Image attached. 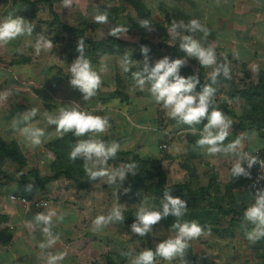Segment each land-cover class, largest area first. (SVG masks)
I'll use <instances>...</instances> for the list:
<instances>
[{"label":"rangeland","instance_id":"374dc122","mask_svg":"<svg viewBox=\"0 0 264 264\" xmlns=\"http://www.w3.org/2000/svg\"><path fill=\"white\" fill-rule=\"evenodd\" d=\"M86 1L87 5L83 11L78 7V4H71L66 9L67 11L56 8L57 15L64 24L78 28L83 32L84 38L92 41L111 38L112 36L109 33L116 27L128 28L127 33H121L122 37L116 38L123 43L117 48L119 51L117 57L112 55L101 56L96 58L94 63L95 58L91 56L89 59L83 53L84 50L81 53L77 49L75 51L70 48L72 39H74L73 36L66 38L65 35H61L58 37L53 31L47 32L45 25H39L40 23H35V21L33 22L35 27L34 42L37 36H44L46 39L52 40V48L41 51L37 56L31 54L28 57L27 55L30 52L27 49L28 47L26 51H17V54L14 52L17 50L16 42L11 41L4 50L0 47V139L5 143L15 140L25 158V166L21 169L17 164L13 163V165L9 161L4 162L6 173L14 172L18 175L20 173L24 175L31 169H37L40 175H52L50 164L53 158L46 146L57 137L62 138L70 134L73 135L72 133L58 132L54 125H49L47 122L45 113L56 115L61 107H78L80 111L108 119L110 127L104 133H90L83 137L73 135L76 138L75 142L89 137L102 139L105 142L115 140L120 144L118 151L136 152L143 160L160 159L166 157V155L172 158L168 155V152H161L158 147L163 143L170 144L174 138L178 137L179 139L180 136L184 135L185 125L170 118L162 105L155 102L149 91V84H145L142 89L137 86L133 73L141 70V66L137 65L136 62H142L144 59L141 52L142 47L149 50L147 56L150 62H154L171 55L168 49L158 46L166 45L169 48L176 46L178 53L175 59H184L186 61L184 66L189 67L198 79L205 82L210 78V73L215 65L208 68L202 67L194 57H188L179 47L184 35H193L203 46L208 47L211 45L214 48L217 65H227L229 67L230 79L235 82L239 89H242L246 84L255 86L258 83L259 71H262L260 66L264 65V58L260 59L258 57V53L261 52L258 42H243L239 37L234 39L235 37L232 34L227 37L226 32L231 28L227 26H204L209 31L206 38L201 32L191 34L184 32L182 29H178L175 33L169 31L172 21H179V9L183 7V4L172 1H142L143 3L146 2L144 4L154 16L153 25L161 24L164 29V31H160L151 25L150 30H145V35H143L133 28L131 23L130 19L135 17L131 5L125 3V9L122 10L118 8L122 4L121 0ZM0 3L1 17V12H3L6 5H8V9L12 8L13 0H2ZM55 5L59 6L60 4L55 3ZM113 10H116L118 14L115 15ZM105 13L108 16L107 23L95 22L94 17L96 15ZM46 18L47 14L43 10H40L36 15L37 20ZM191 19H195L193 12L192 16L187 18L185 24ZM142 36L158 48L153 50L145 45L139 46L145 41ZM245 38L253 40L248 36ZM26 40L27 37L24 38V41ZM32 41L33 39L30 38L28 43ZM49 51L52 54L50 56L48 55ZM13 54L22 55V58L27 57L33 65L26 68L18 67L14 72L11 71L12 73H5L4 70L9 57L10 60H20L18 56L15 57ZM81 54L91 62L92 69L101 77L100 87L88 101H84L83 94L69 84L70 73L68 67ZM68 55L69 58L66 59ZM125 56L132 60L128 65L129 70L127 72L123 70L121 63ZM102 67L106 68V71H101ZM6 70L8 69L6 68ZM219 83L220 79L217 78L213 84L220 87ZM5 93H7L6 96ZM215 98L218 102L225 101L223 93ZM238 103L242 104L243 102L238 101ZM232 106L237 110L236 104ZM33 109L36 111L35 116L29 120H24L22 118L23 114L31 112ZM241 113V110H237L235 118ZM229 120L232 127L236 129L238 120ZM25 127L39 128L44 131L40 145L34 146L25 140L20 131ZM180 149L182 150V148H178L179 152ZM186 156L181 158V161H186ZM105 167L112 171L123 169L124 165L112 163ZM186 178V176L180 178L176 176L175 184L183 182ZM83 181L82 178V183ZM0 184L8 187L10 185L9 181H5L1 177ZM53 184L55 185H46L48 192L45 195L39 194L46 190V186L38 192L33 189L30 197H23L26 199L40 198V196L51 197L48 199L51 207L59 215H63L62 220L67 221L68 226L76 227V231L81 235L78 241L84 243L85 246L89 244L91 246L92 244L97 248L99 243L103 244L108 248L109 255L117 257L121 254L122 244L125 242L132 243V245H128L127 255L124 254V256L133 255L132 257H134L146 249L154 250L157 243L176 234L168 230H166L167 232L162 231L161 221L154 225L152 231L143 237L131 233L130 225L134 222L140 207L158 210L155 204L156 199L152 193L154 184L152 180L133 185L126 180L120 182L119 179L115 183H110L107 177H103L92 183L89 190H87L88 192L80 191L73 186L72 182L65 179H60L56 183L53 182ZM182 195L177 194L174 197L183 199ZM230 200H234V198ZM230 200L225 199V210L233 208L240 211L254 202V195L250 192L249 201L240 202L236 199L232 202ZM117 204L122 205L123 222H109L99 230L94 231L93 221L96 217L107 216ZM199 207L198 211L200 212L202 206ZM79 212H81V215ZM201 213L207 223L204 234L188 242V247L183 256H177L170 261L156 257L154 264H164L166 262L168 264H264V239H260L255 243L248 241L246 233L251 231L254 225L247 221L245 216L239 222L228 224L229 218L218 220V216L212 215L208 211ZM119 246L122 248H119ZM190 259H192L191 262ZM77 263L81 264L82 261Z\"/></svg>","mask_w":264,"mask_h":264},{"label":"clouds","instance_id":"9594fccd","mask_svg":"<svg viewBox=\"0 0 264 264\" xmlns=\"http://www.w3.org/2000/svg\"><path fill=\"white\" fill-rule=\"evenodd\" d=\"M71 4L72 0H63L65 8L70 7ZM94 19L95 22L101 24L108 22L106 13L98 14ZM139 25L140 28L150 30L148 20L139 21ZM178 29L191 34L201 32L205 38L209 35L208 29L202 26L197 19H191L187 24L182 20L172 21L169 31L175 33ZM33 30L32 24L22 18L6 19L0 22V46L7 45L21 36L30 37ZM127 32L128 28L116 27L109 35L120 38L122 37L121 33ZM52 46V40H48L44 36H37L34 44L35 54L39 55L41 51L50 49ZM179 47L185 55L194 57L202 67L208 68L215 65L210 73L213 83L216 82L217 77L220 75L230 78L229 67L227 65H217L216 53L211 45L205 47L193 35H184ZM77 51L82 53V42L80 41ZM148 51L146 47H142L141 52L144 55V59L142 62L135 61L137 65L141 66L140 71L133 73L137 86L142 89L145 84H149V91L155 102L162 105L169 117L179 123L193 127L196 124H201L204 120L207 121L200 132V138L196 141L197 147L205 149L211 155H231L233 157L230 169L232 177H250L249 170L254 165H260L261 168H264V160L241 150L239 139L226 145L224 144L230 134L232 123L224 113L212 107L215 89L205 84L197 92L196 88L200 83L198 77L192 75L185 78L180 75L181 68L186 64L184 59H170L165 56L150 62L147 56ZM131 62L132 60L127 56L121 61L125 72L129 70L128 65ZM101 71H106V68L102 67ZM68 72L70 73L69 84L83 94L84 101H88L96 94L97 89L101 85V77L92 69L90 61L82 54L68 67ZM6 95L7 93H5ZM35 114L36 111L33 109L31 112L23 114L22 118L29 120ZM45 117L48 124L54 125L58 132L72 133L76 137H83L90 133L101 134L110 127L106 117L80 111L78 107L74 106L61 107L56 115L45 113ZM20 131L29 144L38 146L42 143L41 138L44 136L42 129L25 127ZM193 132H195L194 127ZM119 149L120 144L115 140L105 142L102 139L89 137L88 139L77 140L69 153V158L72 160L82 158L85 171L92 180L107 177L110 183H115L117 179L122 182L129 173L135 175V163L126 164L123 169L112 171L105 167L109 159L113 158ZM31 187L32 185L29 184L25 190L30 191ZM121 207L122 205L117 204L107 216L96 217L93 221V230H99L109 222H123L124 217ZM186 208L187 203L185 200L173 197L169 194V191H165L161 199V210H151L147 207L138 209L135 220L130 225L131 233L143 237L152 231L153 226L162 219L168 216L182 217ZM55 215V212L48 214L39 212L34 217V226L40 228L46 237V240L39 245L42 250L52 247L59 240V236L54 235L51 231L52 217ZM244 216L247 221L254 225L253 229L246 233L248 241L255 243L260 239H264V189L256 191L254 202L245 209ZM172 227L176 229L174 236L157 243L154 250L146 249L136 254L132 258L131 264H154L156 257L170 261L177 256H183L188 247V242L204 234V229L195 221L174 223ZM63 259V253L52 254L49 252L47 253L46 264H58Z\"/></svg>","mask_w":264,"mask_h":264},{"label":"trees","instance_id":"16d2710c","mask_svg":"<svg viewBox=\"0 0 264 264\" xmlns=\"http://www.w3.org/2000/svg\"><path fill=\"white\" fill-rule=\"evenodd\" d=\"M62 1L63 0H13L14 3H19L26 8L25 17L31 24V19L34 18V16L40 10H43L47 14V22L45 20L39 19L38 24L40 23L39 25H45L47 32L53 31L58 37L61 35H65L66 38L73 36L74 39H72L73 41L70 48H73L75 51L79 41L82 42V50H84L83 53H85L89 59L91 56H93L95 58L94 63L96 58L101 56L112 55L117 57L119 55L117 48L123 43L117 40L115 37L101 41H92L90 39L84 38L83 32L78 28L70 27L67 24H64L54 11L55 3ZM121 3L122 4L118 8L122 10L125 9V3L132 6L135 14L134 19H130L133 28L139 31V33L145 35V30L148 31V29L140 28L139 21L148 20L151 26L153 25V20H155L148 7L141 0H121ZM113 11L115 12V15L118 14L116 10ZM32 26L34 30L31 37L34 42L35 27L33 24ZM153 26L160 31H164L161 24H154ZM142 39L145 41H143L139 46L145 45L153 50L154 48L158 47L168 49L171 53L169 58H176L178 53L176 46L171 48H169V46L167 47L166 45L157 47L156 45L150 44L148 40L144 39V37ZM68 58L69 55L66 57V59ZM25 61L26 59L22 58L20 63H25ZM18 62L19 61L17 59H13L11 64H18ZM259 72L258 83L255 86L246 84L242 89H239L232 79L225 78L224 76L220 75L217 77L220 79V87H218V85L214 86L211 78L207 79L205 82L199 79L200 83L197 85L196 91L199 92L205 84H208L210 87L214 88L215 95L213 97L214 103L212 107L224 113L225 116L231 120L237 119L238 124L236 130L238 132L242 133L255 131L258 137L264 140V73L262 71ZM180 75L187 78L194 74L189 67L183 66L180 70ZM221 93L224 94L225 101L218 102L215 97ZM238 101H242L243 103L240 104ZM234 104L237 105V110L242 111V113L238 115L237 118H235V113L237 110H235V108L232 106ZM205 123H207L206 120L202 121L201 124L194 125L193 127L195 128V132H193V127H189L188 125H185L184 127V154L187 155L186 161H183V167L185 170H190V167H188L189 163L199 157L200 148L197 147L196 141L200 138V132L202 131L203 125ZM75 139L76 138L70 134L62 138H57L46 146L53 158L50 164V170L52 171L51 176L40 175V172L37 169H31L24 175L22 173L18 175V173L14 172L6 173V170H4V167L6 166L4 162L9 161L12 164H17L21 169L25 166V158L16 141L5 143L0 139L1 179L12 182L17 175V184L21 195L24 197H30L32 195L30 193L33 192V189L37 192L42 191L47 184L55 182L61 178L72 182L73 186L78 188L80 191L89 190L91 184L97 182L99 178L96 180H92L90 178L89 174L85 171L82 158H77L76 160L69 158V153L71 152L73 145L76 143ZM167 159L168 157L166 155V157L160 159L143 160L136 152L133 153L131 151H118L113 158L109 159L106 166L112 163L121 164L124 166L126 164L135 163V175L129 173L125 180L133 185H138L143 181L152 180L154 182L152 186V193L156 199L155 204L157 205L158 210H161V199L163 198V193L165 191H169V194L173 197L177 194H183L182 200H185L187 203L185 214L180 218L168 216L167 218L162 219L160 222L161 226L170 229L174 233H176V229L172 227L174 223L192 221L198 223L205 230V228H207V223L204 215L201 213L203 211H208L212 215L218 216V220L221 218H229L228 224L239 222L244 218V211L246 208H243L240 211H236L233 208L230 210H225L224 204L225 199H232L234 191L238 190V188L244 185L245 182L241 177H232V175H229V182L224 185H220L216 183L217 177L212 176L209 179L208 186L203 188L198 186L196 177H194L193 173L191 172V174L188 175L183 182L168 185L166 173L162 168V163ZM82 178L84 179L83 183ZM29 184L32 185L31 190L26 191V186ZM199 206H202L200 212L198 211ZM203 206H205V208H203ZM191 260L192 259H190V262Z\"/></svg>","mask_w":264,"mask_h":264},{"label":"crops","instance_id":"0c3cea01","mask_svg":"<svg viewBox=\"0 0 264 264\" xmlns=\"http://www.w3.org/2000/svg\"><path fill=\"white\" fill-rule=\"evenodd\" d=\"M150 1L156 2L155 0ZM157 1H172L177 2L178 4H183V7H180L179 9V21L182 20L184 21V23L187 22L188 17L192 16L193 12L195 19H197L202 26L231 27L226 32L227 37L229 36V34H232L235 37L234 39H238L237 37H239V39L243 42H258L259 48L261 50L260 54L258 53V57L260 59L264 58V0ZM0 2H2V0H0ZM58 3L60 4L59 6L54 5V10L56 13V8L61 9L63 11H67L66 9H68V7H64L63 1ZM77 4L79 5L78 7L83 11L87 5V1L72 0V5ZM7 6L8 5H6L3 12H1L2 16L0 17V22H2L3 19L6 20L9 18L16 17L28 21V19L25 17L26 8L24 6L14 2L11 6L12 8L10 7L11 9H8ZM17 6H19L20 8ZM36 15L34 16V18L31 19L32 24L34 21L35 23L39 22V19H36ZM47 19L48 18L42 20L46 21ZM247 36L251 37L253 40L245 38ZM25 37H27L26 41H24ZM30 38L32 37L21 36L16 38L15 40H12L13 42H16L17 50L14 52H16L17 54V51H26V48L28 47L27 49L30 52L27 56L30 57L31 54H35V42L32 41L28 43V40ZM9 43L7 45L0 46L1 49L4 50V48L9 46ZM16 54H13V56L15 55L20 58V60H18V64L12 65V60H10L9 57L7 62L8 64L7 66H5V73H12L18 67L26 68L33 65L31 64V60H27V57L25 58V63H20L23 56ZM50 54L51 51L48 52L49 56ZM35 56L37 55L35 54ZM260 67L261 70L264 72V65H261ZM6 68L8 70H6ZM183 137V135L180 136L179 139L178 137H176L170 144L166 143L169 146V149L166 152H168V155L172 157H168V159L162 163V168L166 173L168 185L175 184L176 176L179 178L184 176L187 177L191 174V172L193 173L194 177H196L197 184L199 187H207L209 184V179L212 176L217 177V184L224 185L228 183L229 175H232L230 169L233 163V157L231 155L224 154L211 155L208 154L205 149L200 148L199 157L189 163L188 167H190V170H185L183 167V161H181V158L185 156V144ZM237 139H239L241 142V150L264 148V140L260 139L255 131L240 133L235 129V127L231 128L230 134L224 141V144L226 145ZM178 148H182V150L180 149L181 151L179 152ZM183 154L184 156H182ZM17 181L18 177L16 175L15 179L12 182H9V187L7 185L4 186V184H0V264H46L47 253L49 252L52 254H64V259L59 261L58 264H80L77 263L80 261H82L81 264H131L133 255L124 256V254H127L126 251L128 249V245H132V243L125 242L124 244H122L123 248L119 246V248H122V250L121 254H119L117 257H114L111 254L109 255L108 248L105 247V245L103 244H98V250L92 244L91 246L90 244L85 246L84 243L78 241V238L81 235L76 231V227L68 226L67 221L64 222V220H62L64 218L63 215H59V213L51 207L50 201H48V199H50L51 197L47 196H40V198L34 199H43L49 203L48 208L41 211L42 213H56V215L52 217L51 231L54 235L59 236V240L52 247L42 250L39 245L40 243L46 240V237L40 230V228L34 226V217L37 212L31 209L23 208L21 205L9 200V197L11 195L22 196ZM54 183H56V181ZM47 185L54 186L55 184L51 182ZM47 192L48 189L46 186V190L40 192L42 194L39 195H45ZM232 196V198H234V200H230L232 202H234L236 199L240 202L250 200L249 189L247 188L245 183L242 187L238 188V190L234 191ZM79 214L81 215V212H79ZM41 227H43V225H41ZM166 230L171 231L170 229L162 227V231L167 232ZM164 264L168 263L166 262Z\"/></svg>","mask_w":264,"mask_h":264},{"label":"built area","instance_id":"2783aa9c","mask_svg":"<svg viewBox=\"0 0 264 264\" xmlns=\"http://www.w3.org/2000/svg\"><path fill=\"white\" fill-rule=\"evenodd\" d=\"M161 151H167L169 146L165 143L159 145L158 147ZM242 151L249 153L252 156H256L261 160H264V148H254V149H242ZM246 167V165H245ZM250 177L240 176L249 191L254 195L257 190L264 189V168L260 165H254L250 170ZM9 200L21 205L23 208L31 209L37 213L48 208L49 203L43 199H26L22 196L11 195Z\"/></svg>","mask_w":264,"mask_h":264}]
</instances>
